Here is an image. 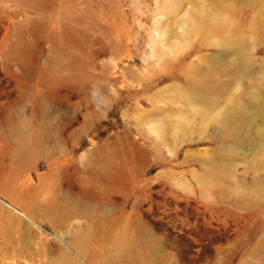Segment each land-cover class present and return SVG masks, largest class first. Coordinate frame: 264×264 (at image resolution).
<instances>
[{
    "label": "rangeland",
    "instance_id": "obj_1",
    "mask_svg": "<svg viewBox=\"0 0 264 264\" xmlns=\"http://www.w3.org/2000/svg\"><path fill=\"white\" fill-rule=\"evenodd\" d=\"M62 263L264 264V0H0V264Z\"/></svg>",
    "mask_w": 264,
    "mask_h": 264
},
{
    "label": "bare ground",
    "instance_id": "obj_2",
    "mask_svg": "<svg viewBox=\"0 0 264 264\" xmlns=\"http://www.w3.org/2000/svg\"><path fill=\"white\" fill-rule=\"evenodd\" d=\"M183 122V121H182ZM180 124V123H179ZM162 133H163V131H162ZM62 264H64V263H62Z\"/></svg>",
    "mask_w": 264,
    "mask_h": 264
}]
</instances>
